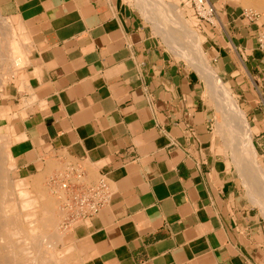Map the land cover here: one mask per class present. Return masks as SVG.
I'll list each match as a JSON object with an SVG mask.
<instances>
[{
    "label": "crops",
    "instance_id": "0c3cea01",
    "mask_svg": "<svg viewBox=\"0 0 264 264\" xmlns=\"http://www.w3.org/2000/svg\"><path fill=\"white\" fill-rule=\"evenodd\" d=\"M0 1L30 39L20 178L36 196L47 199L49 188L64 202L71 169L85 185L108 186L93 218L70 223L66 211L67 243L82 264H264V216L232 162L206 82L128 0ZM211 2L219 22L198 30L262 127L254 143L264 152V28Z\"/></svg>",
    "mask_w": 264,
    "mask_h": 264
},
{
    "label": "rangeland",
    "instance_id": "374dc122",
    "mask_svg": "<svg viewBox=\"0 0 264 264\" xmlns=\"http://www.w3.org/2000/svg\"><path fill=\"white\" fill-rule=\"evenodd\" d=\"M128 1L141 15L150 32L163 42L165 48L169 52H172L178 60L187 66L196 69V71L204 79V76L202 75L203 71L197 68V66L195 67L191 62V60H193L192 54H180V50L175 49L178 46L176 45L178 40L176 38H168L167 35H163L161 29L162 27H159V25L156 24L154 17L152 18V12L149 13V9H147L151 6L154 7V5L149 4L148 6L145 5L147 8H141L138 0ZM163 1L165 4L174 7L175 13L177 12L178 15L180 14L179 16L182 17L183 20L182 24H187L188 27L184 25L185 28L189 29V32L201 45V49L208 61V65L211 67L212 71L214 70V72L218 75L220 81L229 88L231 96L236 100L239 109L242 111L244 123L247 126L255 147L254 134L258 133L262 127L259 126L258 123H255L253 121V117H251V114L248 113L250 109L248 108L246 99L241 95H236V91L231 88L228 81L220 76L223 75V73L219 74L218 62L214 59L216 53L207 51L205 37L198 30L197 26L199 22H197V19L193 15V11L186 6H183L179 0ZM213 2L215 3L216 7H229L232 10L237 11L241 18H251L253 22L264 28L263 13L256 11L253 8H247L243 6L240 0H213ZM10 40H12V43H18V45L20 44L19 47L21 46L20 49H22L23 55L25 54L24 56L26 61L20 64V66L15 67V62L13 64V61L17 60V58L14 59L11 51H9L12 44ZM174 40H176V44H173L175 43ZM184 42H186V40ZM29 46L30 39L25 33V29L20 26L18 20L15 17L11 16V14L4 10V6L0 1V171L3 173L4 177L3 179H0V227L3 226L2 217H5V215L10 217V222H14L15 227L6 228V232H22L18 236L14 237V240L22 241V238H30L32 242L30 243L29 247L34 249V251L37 252L39 256L41 255L42 258H44L43 261L46 264H82V261L76 253L73 245L67 243V237L69 236L70 229L68 226H66L67 224H65L66 210H64L62 205L64 203V198L58 199L57 197L52 196L49 193V188H45L48 196L47 199L54 202V209L52 208L50 213L46 212V207L44 204L46 203L45 201H47V199L45 197L36 196L33 182L30 183L28 180L21 179L19 173L16 170L19 161L18 145L22 140L19 134L21 127L19 114L21 108L20 97L21 91L24 88V84L22 83V79L24 77L23 69L28 64L27 57L30 50ZM172 46H175V48ZM8 53L9 55L11 54L10 57ZM204 81L207 84V96L209 97L210 103L215 109L219 130L221 131L226 147L230 152L232 162L244 180L246 194L254 201L257 206L260 207L261 204L258 200H256L258 199L257 196L254 195L255 191L253 190L254 193H252V189L247 178L244 176L243 169L241 168L242 166L239 164V158L236 156L237 150L235 147H233L234 138L232 133L229 132L226 124V119L228 120V113L225 111L226 108L219 101V98L216 97L217 94L215 91H213L207 80L204 79ZM6 154L8 155L6 156ZM256 159L257 164L264 172V152H258L256 150ZM5 205L6 207L4 208ZM6 209L9 210V212L6 211ZM263 210L261 209V212L264 216ZM45 222H49L52 224V226H47V228L44 227L43 223ZM48 232L52 234L51 238L46 237L49 234ZM18 246L24 247L25 245L21 242V244L19 243ZM19 263L23 264L24 261Z\"/></svg>",
    "mask_w": 264,
    "mask_h": 264
},
{
    "label": "bare ground",
    "instance_id": "6f19581e",
    "mask_svg": "<svg viewBox=\"0 0 264 264\" xmlns=\"http://www.w3.org/2000/svg\"><path fill=\"white\" fill-rule=\"evenodd\" d=\"M240 1H241L242 5L245 7L253 8L256 11L262 12L263 17H264V0H240ZM138 3L141 6V8L142 7L147 8L145 5L148 6L149 4L154 5V7L151 6L147 9H149V13L152 12L151 13L152 18L154 17L156 24L159 25V27H162L161 29H162L163 35H167L168 38H176L178 40L177 44H176V40H174L175 43H173V44H176L178 46L176 48H175L176 45L174 47L173 46L172 47L175 49H179L180 54H184V53H187L189 55L192 54L193 60H191V62L194 64L195 67L197 66V68H199L203 71L202 75L204 76V79L207 80L209 85L212 87L213 91H215V93L217 94L216 97H218L219 101L225 106V108H226L225 111H226V113H228V120L226 119V124H227L229 132L232 133V136L234 138L233 147H235V149L237 150L236 156H238V158H239V164L242 166L241 168L243 169L244 176H245V178H247L248 183L252 189V193H254L253 192V190H254L255 191L254 195L257 196V198H258L256 200L259 201V203L261 204V205L259 204L260 208L263 210L264 209V172L256 162V160H257L256 159V150H255L254 144L252 142L251 135L247 129V126L244 123L242 111L239 109L236 100L231 96L229 88L220 81V78H218V75L214 72V70L212 71V69L208 65V61H207V59H206V57H205V55L201 49V45L197 42V40L194 38V36L189 32V29L185 28V26L188 27L187 24H185V23L182 24V21H183L182 17H180L179 16L180 14L178 15L177 12H176L177 14L174 12V7L165 4V2L163 0H138ZM158 19H160V20H158ZM170 34H171V37H170ZM183 39H184V41L186 40V42H184ZM10 42L12 43V40H10ZM19 45H18V43H12L10 50H9V51H11L12 55L14 56V59L17 58V60L13 61V64L15 62V67L20 66V64H22L26 61L25 60L26 58L24 56L25 54L23 55L22 49H20L21 46L19 47ZM183 47H185V48H183ZM177 52H178V50H177ZM8 55H9V53H8ZM10 55H9V57H10ZM12 58H10V59H12ZM2 139H4V138H2ZM7 155L8 154H6V156ZM3 178H4L3 173L0 171V179H3ZM45 202H46L44 204L46 207L45 211L50 213L52 208H53L54 202L52 200H48V199ZM5 207H6V205L4 206V208ZM6 211L9 212V210H7V209H6ZM5 219H6V222H5ZM2 220H3L2 221L3 226L0 227V264H17V263L21 264L19 262H22V261H24L23 264H46L43 261L44 258H42L41 255L39 256L37 254V252L34 251V249L29 247L30 243L32 242L30 240V238H27V239L22 238V241L14 240V237L18 236L22 232L21 233H18L16 231L9 232V233L6 232L7 231L6 228H8V227L14 228L15 227L14 226L15 223L10 222V220H11L10 217L5 215V217H2ZM49 220H51V219H49ZM0 224H1V222H0ZM43 226L47 228V226L51 227L52 224H50L49 222L48 223L45 222V223H43ZM18 229H19V227H18ZM45 236H46V234H45ZM46 237L51 238L52 234L49 233ZM21 242L25 245L24 247L18 246V244L19 243L21 244Z\"/></svg>",
    "mask_w": 264,
    "mask_h": 264
},
{
    "label": "built area",
    "instance_id": "2783aa9c",
    "mask_svg": "<svg viewBox=\"0 0 264 264\" xmlns=\"http://www.w3.org/2000/svg\"><path fill=\"white\" fill-rule=\"evenodd\" d=\"M183 6L190 8L199 24L216 27L219 18L211 0H179ZM74 172V182H64L61 188L69 193V199L64 202V208L70 212V223H76L93 218L107 202L108 186L101 180L96 185H85L81 170ZM68 225V224H67ZM66 225V226H67Z\"/></svg>",
    "mask_w": 264,
    "mask_h": 264
}]
</instances>
